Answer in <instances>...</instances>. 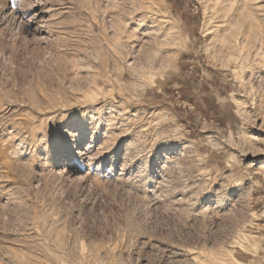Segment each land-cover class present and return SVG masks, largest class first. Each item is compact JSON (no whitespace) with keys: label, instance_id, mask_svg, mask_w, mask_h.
I'll return each mask as SVG.
<instances>
[{"label":"rangeland","instance_id":"rangeland-1","mask_svg":"<svg viewBox=\"0 0 264 264\" xmlns=\"http://www.w3.org/2000/svg\"><path fill=\"white\" fill-rule=\"evenodd\" d=\"M0 264H264V0H0Z\"/></svg>","mask_w":264,"mask_h":264},{"label":"bare ground","instance_id":"bare-ground-1","mask_svg":"<svg viewBox=\"0 0 264 264\" xmlns=\"http://www.w3.org/2000/svg\"><path fill=\"white\" fill-rule=\"evenodd\" d=\"M224 37V36H223ZM21 146V145H20ZM69 164H71V159L68 157L66 159H64V165L63 166H68ZM80 178V176H78V179Z\"/></svg>","mask_w":264,"mask_h":264}]
</instances>
